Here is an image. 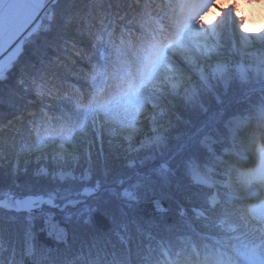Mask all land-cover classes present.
<instances>
[{
	"label": "trees",
	"instance_id": "16d2710c",
	"mask_svg": "<svg viewBox=\"0 0 264 264\" xmlns=\"http://www.w3.org/2000/svg\"><path fill=\"white\" fill-rule=\"evenodd\" d=\"M176 2L49 0L50 17L24 40L0 76L4 169L12 167L14 160L6 159L15 151L30 149L27 130L36 118H46L53 129L71 128V138L54 134L50 139L86 142L97 171L107 162L100 197L94 202L106 216L103 226L70 227L66 242L48 241L55 264H179L186 256L197 264L203 246L217 243L224 245L233 264H241L240 248L264 250L259 238L264 226L259 234L255 229L237 234L239 240L229 235L236 212L250 205L231 199L226 183V166L233 162L230 144L242 136L230 133L227 122L238 113L250 115L243 135L248 142L255 139V103L264 94V81L251 83L231 67L227 86L210 72L216 78L213 85L200 78L181 96L140 84L145 50L157 44L167 53L174 47L167 5ZM132 84L137 85L139 109L116 103ZM41 91L47 94L41 96ZM161 94L166 103H174L163 138L126 155L113 147L123 133L136 129L149 104L165 103ZM109 107L111 112L106 111ZM161 117L162 111H156L152 122L160 123ZM206 135L215 139L213 150L204 143ZM192 162L196 166L191 167ZM254 170L253 180L237 184L240 192L248 193L252 182L264 176L263 166ZM36 251H43L39 244ZM0 264H32L20 233L9 230L0 237Z\"/></svg>",
	"mask_w": 264,
	"mask_h": 264
},
{
	"label": "snow or ice",
	"instance_id": "6c2138e0",
	"mask_svg": "<svg viewBox=\"0 0 264 264\" xmlns=\"http://www.w3.org/2000/svg\"><path fill=\"white\" fill-rule=\"evenodd\" d=\"M4 5L5 0H0V8ZM167 7L172 10L169 16L173 28L171 43L186 59L197 65L199 56L207 58L215 55L220 59L219 53L226 39L233 40L241 52L253 44L250 38L240 35L238 27L234 32L229 31L223 20L204 26L199 19L204 8L198 0H177ZM256 39L264 44V35ZM165 78L173 81L171 94L179 96L183 76L167 62L163 47L153 44L143 56L140 84H152L157 79ZM46 94L40 92L41 96ZM161 99L167 102L163 94ZM116 103L136 109L142 107L137 85H130ZM106 111L111 112L112 109L109 107ZM32 125L27 130L29 139L26 144H30V149L23 166L19 155L8 170L0 164V237L9 230L18 232L23 237L32 264H55L50 251L53 244L48 241L56 244L66 242L70 227L103 226L106 216L98 213L94 202L100 197L103 185L101 177L106 178L107 162L104 161L97 171L90 148L82 150L73 139L76 148L68 151L66 143L50 139L54 134L71 138V128H50L46 118L33 119ZM85 131L82 127V134ZM52 145H58V150L49 153ZM236 176L247 179L240 173H236ZM257 179L264 184V176ZM262 226L264 202L246 211H237L229 235L239 240L242 236L237 234H247L252 229L259 234ZM259 238L264 240V236ZM38 244L43 249L39 255L36 251ZM223 249L221 243L205 244L197 255V264H233V257ZM261 249H264V244ZM237 259L241 264H264V250L242 247ZM179 264H191V258L183 257Z\"/></svg>",
	"mask_w": 264,
	"mask_h": 264
},
{
	"label": "rangeland",
	"instance_id": "374dc122",
	"mask_svg": "<svg viewBox=\"0 0 264 264\" xmlns=\"http://www.w3.org/2000/svg\"><path fill=\"white\" fill-rule=\"evenodd\" d=\"M49 0H5V5L0 8V76H3L6 69L12 64L13 60L18 56L22 49L23 42L26 38H30L45 22V19L50 17V11L47 10V4ZM231 31V30H229ZM234 32V31H233ZM240 35L246 36L253 41L252 46L244 52H241L237 44L233 40H225L224 47L219 53L220 59H217L215 55L212 57L199 56L198 65L192 60L186 59L185 55L179 52L175 47H172L167 53L166 58H170V65L177 69V71L183 76V84L180 89V95L190 92L192 87L197 83L200 78L209 79L211 85L215 83L216 78L210 77V72L215 76L220 77L224 86H227L231 78V67H237L243 78H246L251 83H261L264 81V44H261L256 37L262 36L264 33L255 34L252 32L240 31ZM210 77V78H209ZM172 83L171 79L165 78L163 80L157 79L152 83L160 92L172 95ZM187 89V91H185ZM165 94H163L164 96ZM255 107L257 109L264 107V94H260L257 98ZM165 104V105H164ZM162 103L157 101L156 104H149L142 114L140 122L136 129L130 130L122 134L123 140L116 141L113 147H118V151L123 152L125 155L131 151L139 149L142 146L148 145L162 139V131L165 129L173 119V106L174 103ZM162 111L161 122L156 124L152 122L156 111ZM264 118V110H260ZM250 115L244 113H238L232 116L227 122V127L230 133L242 134V138L245 139L244 132H246V120H249ZM258 117V116H257ZM243 119H246L242 122ZM264 122V120H263ZM152 124L151 126H149ZM239 136V135H238ZM233 139V138H232ZM214 137L212 135H206L204 143L211 150H213ZM234 140V139H233ZM232 142V141H231ZM238 143V142H237ZM239 144L245 147L244 142L240 139ZM257 142L250 143L245 148H251L252 159L232 162L230 167L226 166L227 179L226 183L230 186L231 199H235L244 205L247 203H254L258 198L264 199V184L258 181L252 182L253 190H258L253 195L247 196L248 193H242L239 191L238 183L246 179H240L236 176V173L243 174L247 179H252L255 172L254 167L256 165L264 166V146L259 156V160L255 157V147ZM86 142H79V146L82 150L86 151ZM66 150L71 151L76 148V144L66 143ZM258 146V145H257ZM233 147L230 144V149ZM58 150V145H52L49 147V153ZM226 150V149H225ZM29 150L15 151L14 155L6 160H15L19 155L21 162H25ZM242 158H246L245 155L237 153ZM236 154V155H237ZM4 155V154H2ZM229 165V164H228ZM191 167L196 166V163H191ZM236 168V169H235ZM253 180V179H252ZM254 183V184H253ZM217 194H214L213 198H217ZM259 202V201H258ZM255 204V203H254ZM243 206V205H242ZM264 233V227L262 228Z\"/></svg>",
	"mask_w": 264,
	"mask_h": 264
},
{
	"label": "clouds",
	"instance_id": "9594fccd",
	"mask_svg": "<svg viewBox=\"0 0 264 264\" xmlns=\"http://www.w3.org/2000/svg\"><path fill=\"white\" fill-rule=\"evenodd\" d=\"M204 26L223 20L228 30L264 33V0H198Z\"/></svg>",
	"mask_w": 264,
	"mask_h": 264
},
{
	"label": "bare ground",
	"instance_id": "6f19581e",
	"mask_svg": "<svg viewBox=\"0 0 264 264\" xmlns=\"http://www.w3.org/2000/svg\"><path fill=\"white\" fill-rule=\"evenodd\" d=\"M260 110H264V107H261L260 109L258 108V112H260ZM245 120L246 119H243L242 122L245 121ZM246 122H247L246 125L249 124L250 119L246 120ZM261 127L264 128L263 120H262ZM239 140L240 139H237L235 141V143L233 144L232 150L235 151L236 153L241 154V155H245L247 160H251V158H252L251 149L250 148H245L244 146L239 144Z\"/></svg>",
	"mask_w": 264,
	"mask_h": 264
},
{
	"label": "built area",
	"instance_id": "2783aa9c",
	"mask_svg": "<svg viewBox=\"0 0 264 264\" xmlns=\"http://www.w3.org/2000/svg\"><path fill=\"white\" fill-rule=\"evenodd\" d=\"M2 43V40L0 39V44Z\"/></svg>",
	"mask_w": 264,
	"mask_h": 264
},
{
	"label": "water",
	"instance_id": "95a60500",
	"mask_svg": "<svg viewBox=\"0 0 264 264\" xmlns=\"http://www.w3.org/2000/svg\"><path fill=\"white\" fill-rule=\"evenodd\" d=\"M254 192H256V191H254ZM253 193V192H252Z\"/></svg>",
	"mask_w": 264,
	"mask_h": 264
}]
</instances>
